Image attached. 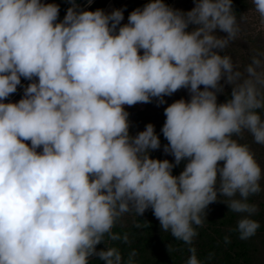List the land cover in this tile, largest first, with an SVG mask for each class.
I'll use <instances>...</instances> for the list:
<instances>
[{
    "label": "clouds",
    "instance_id": "1",
    "mask_svg": "<svg viewBox=\"0 0 264 264\" xmlns=\"http://www.w3.org/2000/svg\"><path fill=\"white\" fill-rule=\"evenodd\" d=\"M70 2L58 21L55 3L0 0V264H136L135 250L124 260L105 245L128 242L112 231L120 217L151 209L191 245L218 197L246 214L239 238L254 236L248 198L262 190V169L240 139L264 146V51L243 69L225 52L240 32L233 0H193L188 11L149 0L124 24L120 9ZM251 3L264 25V0ZM21 77L22 98L3 102ZM180 89L189 99L164 108L161 128L174 160L150 158L161 147L154 125L130 135L125 106L163 105ZM189 252L186 264H201Z\"/></svg>",
    "mask_w": 264,
    "mask_h": 264
},
{
    "label": "trees",
    "instance_id": "2",
    "mask_svg": "<svg viewBox=\"0 0 264 264\" xmlns=\"http://www.w3.org/2000/svg\"><path fill=\"white\" fill-rule=\"evenodd\" d=\"M193 2V0H192ZM187 2L184 0H176L173 8L182 11H187ZM248 8L247 0H233V10L236 13L237 18ZM226 92V91H225ZM179 97L189 99L183 89L179 90ZM166 98L169 96H165ZM175 98L174 96H172ZM164 98V100H166ZM166 100L165 104H171L176 101ZM228 98L227 94H218V103H222ZM129 113V131L135 127L134 134L143 131L145 125L151 123L148 114L144 111L135 113ZM264 117V113H262ZM130 118L132 120H130ZM154 125V123H151ZM163 126V125H162ZM162 126H159L162 128ZM158 127L154 126V130L164 145L167 141L163 137L161 130L156 131ZM150 158L164 160L167 159L169 162H173L174 158L171 155L165 154L163 149L158 151L156 154L150 151ZM183 168V163L176 166L172 170V174L176 175ZM131 222H125L124 218L118 219L116 225L113 228V232L123 236L125 233L128 235V242L124 243L121 241H111L105 237L106 246L117 247L124 258L127 260L128 253L135 250L137 253L135 260L136 264H186L188 257L190 256L189 248L194 247L196 249V255L201 264H253V254L247 240H235L232 235V231H235L236 223L233 224H221V220L217 219L211 224L206 221L199 227H196L197 235L193 238L192 244H186L183 241L174 239L169 232L162 231L159 226V221L154 217L152 210L148 209L141 216H136ZM220 223V225H219ZM139 225V227H137ZM228 226L227 230L221 227ZM264 232V226H263ZM229 238V243L224 242L225 237ZM264 241V240H263ZM264 243V242H263ZM199 246L202 249L199 250ZM103 244L97 245V249H102ZM259 247L257 245V252ZM259 253H257L258 256ZM207 255V256H206ZM258 258V257H257ZM213 262L210 263V260ZM89 264H103V261H99L96 258L90 259Z\"/></svg>",
    "mask_w": 264,
    "mask_h": 264
},
{
    "label": "rangeland",
    "instance_id": "3",
    "mask_svg": "<svg viewBox=\"0 0 264 264\" xmlns=\"http://www.w3.org/2000/svg\"><path fill=\"white\" fill-rule=\"evenodd\" d=\"M187 4V11L190 10L194 4L192 0H184ZM176 0H173V6ZM248 8L241 14L239 18H237L238 23L240 25V32L237 36V39L233 42H231L228 46V48L225 50V52L230 55L233 59V61L241 68L245 65H247L250 61V57L252 54H254L255 51H264V25H261L259 22L258 14L255 13L253 9V5L251 3V0H247ZM243 17V19H242ZM122 24L127 23V18H124L121 22ZM218 35H226L225 33L217 31ZM223 83V81H221ZM203 88V86H201ZM183 91L189 95L188 91L186 89H183ZM226 91V92H225ZM231 88L229 85H224V93L227 96H230ZM179 90L172 94L169 97H164L166 100H173L177 99L179 97ZM224 95V94H223ZM22 98V97H21ZM20 98V99H21ZM19 99H15L11 101L12 103L17 102ZM165 100V102H166ZM188 100V99H187ZM169 104H163L157 106V101L155 98H153L151 103H137L134 106H125V111L130 113L137 114L138 112H146L148 114V117L151 121V123H154V126H157L156 129L157 132L161 130L159 126H162L165 121L164 116V108L167 107ZM130 120H132L130 118ZM135 127L133 130L129 131L130 134H134ZM162 141H166V139H162ZM241 143H246L252 153L254 154V158L258 162V164L261 166L262 169V179L260 181L261 184V192L255 195H252L248 198V202L250 204L256 205L257 211L251 216L252 219L256 220L260 227L257 229L254 236L246 239L248 241V244L250 246V249L252 250L253 254V264H264V232H263V226H264V146L254 143L253 138L250 134L244 133L242 138L240 139ZM161 147L158 150H153L154 154H156L158 151L162 150L163 144L160 142ZM178 175V174H176ZM226 197H218V200L221 202H215L210 204L206 209V218L204 221H206L208 224H211L213 221H216L217 219H220L221 224H233L236 223L238 220L242 217V215L246 214H240L235 213L229 210L226 206L227 202ZM137 215L133 212L125 213L122 217L124 218L125 222H131L132 219L135 218ZM120 217L119 219H121ZM220 225V223H219ZM224 230L228 229V226L221 227ZM232 235L235 238V240H241L239 238V233L237 231H232ZM257 245L259 247V250L257 252ZM202 249V246H199V250ZM257 253L258 256H257ZM207 256V255H206ZM258 257V258H257ZM210 260V259H209ZM213 261L210 260V263Z\"/></svg>",
    "mask_w": 264,
    "mask_h": 264
},
{
    "label": "water",
    "instance_id": "4",
    "mask_svg": "<svg viewBox=\"0 0 264 264\" xmlns=\"http://www.w3.org/2000/svg\"><path fill=\"white\" fill-rule=\"evenodd\" d=\"M43 2L55 3L58 5V21L63 19L66 10L72 6L70 0H43ZM74 2L78 5V9L80 10L95 11L101 9L106 14L114 9H120L123 12V17L127 18L132 10L142 8L144 4L149 2V0H92L91 4L88 3V0H74ZM164 3L173 8V0H164ZM28 83H30V81L21 77V84L17 86V91L14 94H11L9 98L3 102L8 103L15 99H20L23 96V89Z\"/></svg>",
    "mask_w": 264,
    "mask_h": 264
}]
</instances>
